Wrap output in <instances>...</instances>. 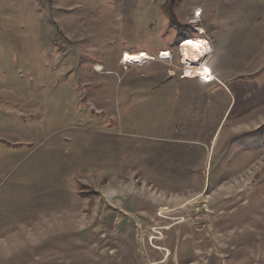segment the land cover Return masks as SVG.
I'll return each instance as SVG.
<instances>
[{"label":"rangeland","instance_id":"1","mask_svg":"<svg viewBox=\"0 0 264 264\" xmlns=\"http://www.w3.org/2000/svg\"><path fill=\"white\" fill-rule=\"evenodd\" d=\"M163 1L0 0V264H264V0Z\"/></svg>","mask_w":264,"mask_h":264},{"label":"bare ground","instance_id":"2","mask_svg":"<svg viewBox=\"0 0 264 264\" xmlns=\"http://www.w3.org/2000/svg\"><path fill=\"white\" fill-rule=\"evenodd\" d=\"M195 13L197 16H199L201 14V11L197 9ZM178 48L183 65L188 66V69H193L194 72L197 73V76H199V78L196 76L199 80L210 82L212 79L211 73L209 69L204 66V62L206 56L208 55V52L203 43H201L197 39L186 38L184 42L178 45ZM121 57V61L125 64H142L149 56L145 52L125 51L122 53ZM169 57V51H161V59H169Z\"/></svg>","mask_w":264,"mask_h":264},{"label":"trees","instance_id":"3","mask_svg":"<svg viewBox=\"0 0 264 264\" xmlns=\"http://www.w3.org/2000/svg\"><path fill=\"white\" fill-rule=\"evenodd\" d=\"M178 0H164L163 4L161 6V9L163 10V12L166 14V16L169 19V22L175 26L178 27L177 29H179L180 25L177 23L176 17H175V6ZM179 31V30H178ZM181 40H178L177 44L180 42Z\"/></svg>","mask_w":264,"mask_h":264},{"label":"crops","instance_id":"4","mask_svg":"<svg viewBox=\"0 0 264 264\" xmlns=\"http://www.w3.org/2000/svg\"><path fill=\"white\" fill-rule=\"evenodd\" d=\"M203 30V29H202ZM145 52V51H144ZM214 75V74H213ZM182 78H185V76L184 77H182ZM214 78H215V76H214ZM192 79H195L196 80V78H192ZM196 83L198 84V83H202V80H196Z\"/></svg>","mask_w":264,"mask_h":264},{"label":"built area","instance_id":"5","mask_svg":"<svg viewBox=\"0 0 264 264\" xmlns=\"http://www.w3.org/2000/svg\"><path fill=\"white\" fill-rule=\"evenodd\" d=\"M182 77H184V76H182Z\"/></svg>","mask_w":264,"mask_h":264}]
</instances>
